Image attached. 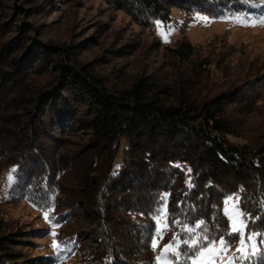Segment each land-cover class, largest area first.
Listing matches in <instances>:
<instances>
[{"label": "trees", "instance_id": "obj_1", "mask_svg": "<svg viewBox=\"0 0 264 264\" xmlns=\"http://www.w3.org/2000/svg\"><path fill=\"white\" fill-rule=\"evenodd\" d=\"M101 1L146 29L170 23L178 12L264 18V0ZM30 12L1 13L0 38L18 37L0 54V66L13 51L18 56L0 71V173L10 168L14 180L0 207L22 204L35 214V224L9 232L0 219V264H156L149 240L164 192H170L171 231L160 240L162 249L174 233L184 238L183 227L200 221L194 234L207 229L217 240L232 239L223 202L241 186V207L256 218L250 226L264 233V144L247 149L230 141L238 138V124L227 109L237 104L240 88L197 104L188 77L168 85L139 76L113 93L76 63L73 47L43 50L40 31L23 21ZM168 50L179 63L193 55L184 39ZM34 76L42 81L32 84ZM258 81L263 91L264 74ZM77 132L88 137L80 153L66 144ZM45 211L58 224L59 252L48 244L53 228ZM251 264H261L260 258Z\"/></svg>", "mask_w": 264, "mask_h": 264}, {"label": "rangeland", "instance_id": "obj_2", "mask_svg": "<svg viewBox=\"0 0 264 264\" xmlns=\"http://www.w3.org/2000/svg\"><path fill=\"white\" fill-rule=\"evenodd\" d=\"M16 8L31 10L30 16L25 15L23 21L40 31L43 50L59 51L53 48L57 45L73 47L76 63L87 66L88 71L113 93L139 76H152L168 85L175 84L180 76L188 77L197 104L225 93H239L237 88H240L242 93L236 97L237 104L233 103L227 109L229 120L238 124V138L230 141L234 146L247 149L264 144V90L258 81L264 74V25L244 27L231 22V17L218 18L198 11L175 13L170 23L159 29L157 24L146 29L126 13L114 11L101 0H1L0 20L4 18L1 13H13ZM168 29L172 32L167 35L166 42ZM29 35L30 45L35 44L31 39L35 35ZM17 37L16 33L0 38V54ZM180 39L193 47V55L184 63L174 59L168 50ZM48 43L50 47L45 46ZM30 45L26 47L30 48ZM15 53H10L6 62H2L0 71L9 70L8 59L18 56ZM23 54L19 55L24 59ZM30 81L35 84L42 78L34 76ZM236 107H239L237 112L233 110ZM66 139L67 146L80 153L88 137L77 132ZM64 149L66 146L61 150ZM10 174V168L0 173L1 202L7 200L14 182H8ZM0 219L9 232H16L17 227L26 231L35 224V214L22 204L0 207ZM47 240L52 248L53 237ZM161 244L159 241L156 256L162 250ZM237 247L238 244L227 256H232ZM60 264H76V261L71 259Z\"/></svg>", "mask_w": 264, "mask_h": 264}, {"label": "snow or ice", "instance_id": "obj_3", "mask_svg": "<svg viewBox=\"0 0 264 264\" xmlns=\"http://www.w3.org/2000/svg\"><path fill=\"white\" fill-rule=\"evenodd\" d=\"M207 22V18H204ZM231 22L239 24L244 27H257L264 25V18L250 19L244 16H234L230 18ZM158 29L161 27L157 22ZM172 29H168L165 34V41L167 42V35H170ZM176 167H181L176 165ZM191 169L187 173H191ZM16 169H12L15 173ZM8 182L12 183L13 175L8 176ZM187 187L191 190L195 185L192 183L190 175L186 182ZM245 189L241 186L237 193L229 195L224 200V215L229 221V231L226 236L232 239H225L221 236L219 240L208 235L207 229H204L200 235L194 234L196 229L203 227V221L197 223L194 228L187 226L183 227V231L187 236L182 238L179 232L173 234L169 242L160 250L156 256V264H179L181 259L185 260V264H251L257 257L260 258L261 264H264V233L256 232L251 228V223L256 218L251 217L243 211L241 205L242 200L240 193ZM170 192L161 193L159 196V207L154 210L152 217L155 222V227L151 233L149 246L155 252L159 247V241L163 240L166 234L171 231V226L168 222L169 208L168 199ZM44 219L52 225L53 230L50 235L53 237L52 248L57 252L61 251V245L57 242V233L55 227L58 224H53L49 219V211L44 212ZM179 220H173L172 225H180ZM74 243V242H71ZM234 244H238L236 252L232 256H227V253L232 249ZM67 247V245H65ZM70 251V247L68 248ZM226 258V259H225Z\"/></svg>", "mask_w": 264, "mask_h": 264}]
</instances>
